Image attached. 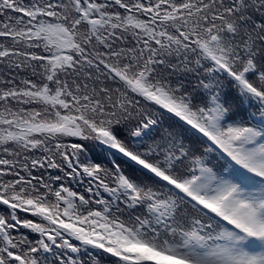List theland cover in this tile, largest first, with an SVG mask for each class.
I'll use <instances>...</instances> for the list:
<instances>
[{
  "label": "snow or ice",
  "instance_id": "1",
  "mask_svg": "<svg viewBox=\"0 0 264 264\" xmlns=\"http://www.w3.org/2000/svg\"><path fill=\"white\" fill-rule=\"evenodd\" d=\"M0 264H264V0H0Z\"/></svg>",
  "mask_w": 264,
  "mask_h": 264
}]
</instances>
